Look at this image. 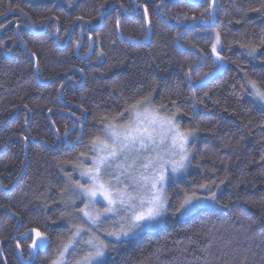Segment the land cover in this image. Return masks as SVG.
<instances>
[{
  "label": "trees",
  "instance_id": "trees-1",
  "mask_svg": "<svg viewBox=\"0 0 264 264\" xmlns=\"http://www.w3.org/2000/svg\"><path fill=\"white\" fill-rule=\"evenodd\" d=\"M250 81L264 89V0H0V264L61 259L82 223L67 197L78 169L145 98L192 131L188 168L163 222L92 264H264V107ZM193 192L216 198L178 212ZM33 229L48 239L35 256Z\"/></svg>",
  "mask_w": 264,
  "mask_h": 264
},
{
  "label": "snow or ice",
  "instance_id": "snow-or-ice-1",
  "mask_svg": "<svg viewBox=\"0 0 264 264\" xmlns=\"http://www.w3.org/2000/svg\"><path fill=\"white\" fill-rule=\"evenodd\" d=\"M220 43V34L216 33V43L212 45L213 52H217V45ZM256 46L249 47V55L255 56ZM219 56V53L217 52ZM252 86L253 96L258 97L264 101V89L258 88L255 81L249 82ZM147 103V98L142 101H137L132 106L131 112L134 113V119L124 125L118 126L114 124H108L105 132L107 133L108 140L105 141H93L92 147L97 155L93 159V165L87 172H82V176H88L91 181L90 187L81 186L90 199L102 196L107 200L110 205L106 212H114L117 209L112 207L118 205L125 210V216L122 219L127 221V228L121 227L119 231L109 232V236H115L117 240L122 237H128L130 234H135L139 229L145 227H151L160 217L167 211L168 200L163 192V185L166 179L165 162L158 154L155 159L151 156L144 157V161L140 165V171L138 175H132L126 173L123 170L119 176H115L116 184H121L124 181L121 180V176L125 180L129 181V184H125L124 188L116 187L110 180H105L104 177L110 175L109 172L110 162L118 157V154L124 156L126 159H133V163L140 158L141 150L144 151H157L160 145H163L169 139L171 140V147L173 149H179L180 159L179 161H171L172 172L175 173L185 167L184 161L187 159V144L188 137L192 135V131H180L179 125L174 122V118L163 119L158 113L143 107ZM141 109H143L141 111ZM165 125L167 127L165 128ZM159 129V130H158ZM132 167V165H127ZM135 171V169H134ZM151 173L146 175L145 173ZM131 187L135 192L128 191ZM201 188L207 187L206 185H200ZM215 194L213 193L208 199L215 200ZM196 193L193 192L189 195H185L183 202L179 205L177 211H190L195 205L194 201H198ZM130 213V214H129ZM95 223L97 216H92L90 213L85 212ZM35 233V238L32 242V247L43 246L46 236L38 229L32 230ZM79 230L73 235H79ZM70 243H74L70 241ZM85 243L90 245L94 252H91L82 258V261H77V264H92L93 261H98L105 254V249L108 247L104 241L88 240ZM69 249V244L63 245V250L59 253L60 260H54L53 264H66L62 259L65 253Z\"/></svg>",
  "mask_w": 264,
  "mask_h": 264
},
{
  "label": "rangeland",
  "instance_id": "rangeland-1",
  "mask_svg": "<svg viewBox=\"0 0 264 264\" xmlns=\"http://www.w3.org/2000/svg\"><path fill=\"white\" fill-rule=\"evenodd\" d=\"M219 60L220 59H217V61H219ZM221 66H223L222 62L220 63V67ZM222 70H223V68L220 71H222ZM255 99L262 107H264V101L260 100L258 97H255ZM143 107L148 108V109L152 110L153 112L158 113L159 116L163 119L170 118V117L163 116V114L159 113L157 110L156 111L153 110L149 105L145 104ZM142 110L143 109H141V111ZM134 118H135L134 113H132L131 118L128 122H125L123 124H118V126L122 127V126L130 123ZM174 122L176 124H178L177 120H175V118H174ZM166 127H167V125H165V128ZM179 129H180V131H183L180 127H179ZM104 136L105 137L99 141L107 140L110 143L111 141L108 140L107 133ZM189 145H190V140L188 137L187 144L185 145V148L187 149V159L184 161L185 167L183 169L178 170L175 173L172 172L170 162L171 161H179V159H180L179 149H173L171 147V140L169 139L163 145H160L158 147L157 151L149 152V151L141 150L140 158L136 161L135 164L133 163V159H131V158L126 159L124 156H121L118 154V157L114 160H111V162H110L109 172L111 174L105 176L104 179L110 180V181H112L113 184H116L115 176H119L122 170L126 173H131L132 175H138L139 171H140V165L143 162H145L144 157L151 156L152 159H155L157 154H158L160 157H162L163 161L165 162V168H166L167 175H166L165 183L163 185V192H164V195L166 196L168 184L170 182L178 181L180 178H182V176L185 175V173L187 171L189 160L191 157ZM94 154L97 155L96 152ZM90 163H91V165H93L92 159H91ZM127 165H132V167H127ZM82 167L80 169H78V171H77V173L79 172L78 173L79 177H81L80 183L74 184L72 186V188L70 189L71 193L68 194V196H67L68 202L70 200H72L77 205L81 202L78 205V207H76V208L72 207L73 208L72 210H74V212L76 213V214L74 213L75 215L73 216L74 222H77V216H79L80 220H82V223L80 224V227H78L80 234L78 236L74 235L73 240H71L74 243H70V241L68 243L69 249L65 253L64 259H63L64 261H67L66 264L71 263V261H76V262L82 261V258L84 256H86L87 254H89L91 252H94V249L90 245L85 243L86 241L95 240L98 238L99 240H102L107 244V242L110 240H117L115 236H109L108 235L109 232L119 231L122 226L125 228H127V226H128L127 221L122 219V217L125 216V210L123 207H120L118 205H113L112 207L116 208L117 210L109 213V212H106L105 209H107L110 205L108 204L107 200L103 199L102 196L97 195V197H95V198H92V199L89 198V196L86 194V192L84 191V189L81 186H84L85 188L90 187L91 181H90L88 176H82L81 173L87 172L91 167L88 169H85V167L84 168H82ZM134 169H135V171H134ZM145 174L149 175L151 173L149 172V173H145ZM121 180H123L124 182L121 184H116V187L124 188L125 184H129V181L125 180L123 176H121ZM128 191L132 192V194L135 195V192L133 191V189L131 187L128 188ZM71 197H72V199H71ZM209 200L210 199L194 201L195 206L190 211H188V212L183 211L182 213L184 215L190 214L201 206L209 205ZM85 212L90 213L92 216H97V214H100V215L98 216L97 221L95 223H93V221L91 219H89V217L84 214ZM75 216H76V218H75ZM70 218L71 217H69V215H68V219H70ZM163 219H164V215L162 217H160L159 220L157 222H155L151 227H145V228L139 229L135 232L134 235L130 234L128 237H122L121 239H129L131 237H135V236L139 235L140 233H142L144 231H151V230L155 229L160 223H162ZM77 224H78V222H77ZM77 231L75 230L74 232L76 233ZM30 234L33 235V237L35 238L34 232H32ZM121 239H119V240H121ZM37 244H38L37 247H31V249H30V253L34 256L39 250H44L47 247L48 239L46 238L42 247L39 246V244H40L39 241L37 242ZM75 245H78V247H76ZM19 256L23 262H28V260L24 259L21 250H19Z\"/></svg>",
  "mask_w": 264,
  "mask_h": 264
},
{
  "label": "water",
  "instance_id": "water-1",
  "mask_svg": "<svg viewBox=\"0 0 264 264\" xmlns=\"http://www.w3.org/2000/svg\"><path fill=\"white\" fill-rule=\"evenodd\" d=\"M78 49H79V48H78ZM78 51H79V50H77V53H78ZM91 53H92V51L90 52V54H89L85 59L89 58L90 55H91Z\"/></svg>",
  "mask_w": 264,
  "mask_h": 264
}]
</instances>
